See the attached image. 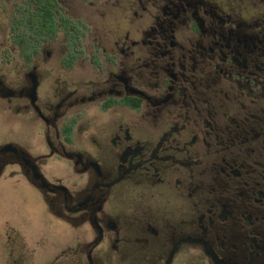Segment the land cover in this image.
I'll return each instance as SVG.
<instances>
[{"label":"flooded vegetation","instance_id":"1","mask_svg":"<svg viewBox=\"0 0 264 264\" xmlns=\"http://www.w3.org/2000/svg\"><path fill=\"white\" fill-rule=\"evenodd\" d=\"M8 167L91 235L3 264H264V0H0Z\"/></svg>","mask_w":264,"mask_h":264},{"label":"rangeland","instance_id":"2","mask_svg":"<svg viewBox=\"0 0 264 264\" xmlns=\"http://www.w3.org/2000/svg\"><path fill=\"white\" fill-rule=\"evenodd\" d=\"M13 168L8 167L0 179V219L3 222L5 219L10 221L20 230L25 236L26 250L35 247V259L50 260L62 246H73L78 239L90 237L88 226L75 227L71 223L59 222L42 206L34 189L27 187L22 181L7 178L8 172ZM26 212L28 216H25ZM15 213L20 214L17 220ZM103 249L101 264H121L108 253L109 248ZM4 256L5 248L0 245V264H3Z\"/></svg>","mask_w":264,"mask_h":264},{"label":"trees","instance_id":"3","mask_svg":"<svg viewBox=\"0 0 264 264\" xmlns=\"http://www.w3.org/2000/svg\"><path fill=\"white\" fill-rule=\"evenodd\" d=\"M49 12H50L49 8H43V7H37L35 9L28 8V16H32V14H33L34 16L38 17V20H34V24L33 25H37L38 24L40 27L42 26V24H44V22L47 21V20H45V18L47 16H49V14H48ZM30 22H31V20L28 19V24ZM23 31H25V28H24ZM22 39L19 38V40H22Z\"/></svg>","mask_w":264,"mask_h":264}]
</instances>
